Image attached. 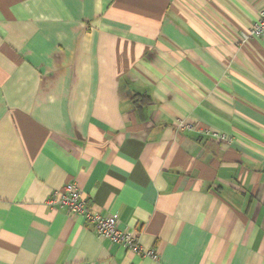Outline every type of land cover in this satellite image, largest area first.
I'll list each match as a JSON object with an SVG mask.
<instances>
[{
	"label": "crops",
	"instance_id": "obj_1",
	"mask_svg": "<svg viewBox=\"0 0 264 264\" xmlns=\"http://www.w3.org/2000/svg\"><path fill=\"white\" fill-rule=\"evenodd\" d=\"M263 11L0 0V264H264ZM67 181L158 258L48 205Z\"/></svg>",
	"mask_w": 264,
	"mask_h": 264
},
{
	"label": "built area",
	"instance_id": "obj_2",
	"mask_svg": "<svg viewBox=\"0 0 264 264\" xmlns=\"http://www.w3.org/2000/svg\"><path fill=\"white\" fill-rule=\"evenodd\" d=\"M264 32V11L259 14L257 20L247 32L242 34L245 41L252 37L260 36ZM184 128H191L190 125H183ZM207 133L219 140H224L225 136L211 130H199ZM47 204L52 207L64 208L71 216H79L84 223L88 224L93 232L103 239L118 244L128 252L141 256H148L153 260L158 257L152 249H146L138 243V233L134 230H122L118 226V218L115 214L102 215L87 206L83 192L75 181H67L59 188L53 190L47 200Z\"/></svg>",
	"mask_w": 264,
	"mask_h": 264
}]
</instances>
